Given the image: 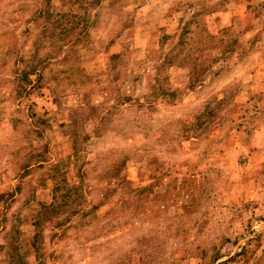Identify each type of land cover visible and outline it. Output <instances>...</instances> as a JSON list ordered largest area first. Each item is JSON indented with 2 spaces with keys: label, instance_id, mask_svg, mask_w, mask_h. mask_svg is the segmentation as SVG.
Segmentation results:
<instances>
[{
  "label": "rangeland",
  "instance_id": "1",
  "mask_svg": "<svg viewBox=\"0 0 264 264\" xmlns=\"http://www.w3.org/2000/svg\"><path fill=\"white\" fill-rule=\"evenodd\" d=\"M0 264H264V0H0Z\"/></svg>",
  "mask_w": 264,
  "mask_h": 264
}]
</instances>
